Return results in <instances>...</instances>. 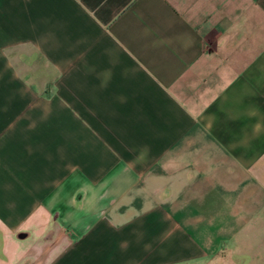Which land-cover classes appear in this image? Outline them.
<instances>
[{
  "label": "crops",
  "instance_id": "crops-1",
  "mask_svg": "<svg viewBox=\"0 0 264 264\" xmlns=\"http://www.w3.org/2000/svg\"><path fill=\"white\" fill-rule=\"evenodd\" d=\"M0 264H264V0H0Z\"/></svg>",
  "mask_w": 264,
  "mask_h": 264
}]
</instances>
